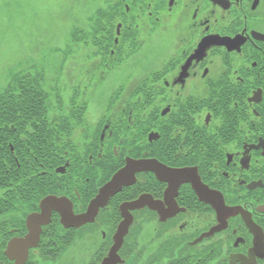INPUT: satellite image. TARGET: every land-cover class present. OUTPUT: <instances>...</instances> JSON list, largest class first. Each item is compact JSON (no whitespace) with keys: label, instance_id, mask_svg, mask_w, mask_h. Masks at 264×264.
Here are the masks:
<instances>
[{"label":"flooded vegetation","instance_id":"af4514ba","mask_svg":"<svg viewBox=\"0 0 264 264\" xmlns=\"http://www.w3.org/2000/svg\"><path fill=\"white\" fill-rule=\"evenodd\" d=\"M99 7L107 54L41 63L43 101L6 119L20 174L0 197V264L48 196L58 203L23 264H101L116 246L112 264H264V0ZM14 65L22 87L31 59Z\"/></svg>","mask_w":264,"mask_h":264},{"label":"rangeland","instance_id":"374dc122","mask_svg":"<svg viewBox=\"0 0 264 264\" xmlns=\"http://www.w3.org/2000/svg\"><path fill=\"white\" fill-rule=\"evenodd\" d=\"M102 4L104 0H0V87L10 66L27 58L37 66L46 61L51 73L65 53L64 67H79L76 63L84 62L87 47L71 43L70 51L54 49L70 42L74 28L89 31V15ZM129 67V63L122 66Z\"/></svg>","mask_w":264,"mask_h":264},{"label":"trees","instance_id":"16d2710c","mask_svg":"<svg viewBox=\"0 0 264 264\" xmlns=\"http://www.w3.org/2000/svg\"><path fill=\"white\" fill-rule=\"evenodd\" d=\"M89 20L91 21V29L89 31H85L82 28H74L72 33L70 34V42L63 47H55L54 51H70L71 43L79 44L80 46L84 45L88 48L89 52H101L107 54V9L105 7H97L90 15ZM72 44V45H73ZM63 48V49H62ZM60 61L62 67V63L67 60V56L63 55ZM103 59L107 58V56H103ZM30 59V58H28ZM13 65L10 66V68ZM15 67V65H14ZM21 67V65H18ZM35 64L33 58L31 57V73L30 74V81H26V83L22 84V87L16 85V75L19 73H13L9 75L7 72V78L5 80V85L0 88V116L2 115V119L0 120V197L1 199L4 198V202L2 205L5 204V200L10 199L9 192L7 191V187H9L8 181L12 173L20 174V170L17 168L16 165L9 162L11 160L12 155L10 154L9 148L11 144V139L9 138V134L11 130L9 129L8 119L9 115L12 112H20L21 115H25V112L28 111L29 106H26V101L30 100L32 103L37 101H43L44 97L41 96V91L37 89L38 85L40 84L39 74H37ZM40 67V66H39ZM101 67H103L101 65ZM9 75V76H8ZM29 76V74H27ZM13 76V79L9 80ZM32 86V88L28 89L24 86ZM36 85V87H35ZM37 104L36 106H39ZM13 114V113H12ZM19 179V177H17ZM24 180V175L22 173L21 177ZM8 196V197H7ZM2 201V200H1ZM2 251L0 250V256Z\"/></svg>","mask_w":264,"mask_h":264},{"label":"water","instance_id":"95a60500","mask_svg":"<svg viewBox=\"0 0 264 264\" xmlns=\"http://www.w3.org/2000/svg\"><path fill=\"white\" fill-rule=\"evenodd\" d=\"M120 174L121 173L116 174L112 178L111 184H106L104 188L100 190L99 195L93 200L92 204L90 205H95L96 208L99 204H102L105 201L107 197V192H110L107 190L112 187V185L120 181ZM57 203L58 200L52 198V196L43 198L40 202L42 211L40 213L29 214L26 217V226L28 229L27 233L22 237L11 238L7 242L4 252L10 259L14 260V264L24 263L28 254V249L36 245V242L39 237L40 225L45 224L49 221V210L50 208H52V206L55 207L54 205ZM87 218L88 213L75 219L77 220V222H84L87 220ZM124 232L125 231L122 229L121 226L114 235L115 243L118 242L117 238L119 240V238L122 237ZM116 248L117 246L114 247L112 251H110V253L102 260L101 264H112L113 262H115V260L112 258L114 257V251Z\"/></svg>","mask_w":264,"mask_h":264}]
</instances>
